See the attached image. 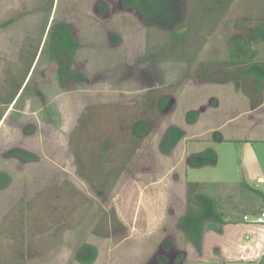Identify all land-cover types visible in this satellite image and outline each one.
<instances>
[{
	"label": "rangeland",
	"instance_id": "rangeland-1",
	"mask_svg": "<svg viewBox=\"0 0 264 264\" xmlns=\"http://www.w3.org/2000/svg\"><path fill=\"white\" fill-rule=\"evenodd\" d=\"M181 2L185 19L192 2ZM61 22L72 27L64 45H78L71 65L77 79L66 88L46 42ZM261 23L264 0H232L193 61L165 60L151 45L166 30L149 28L121 0H0V175L7 176L0 180L8 181L0 188V264H151L167 239L175 252L186 250L182 264H258L233 254L239 234L227 224L220 233L205 227L200 253L178 226L184 181L200 183L235 216L249 203L243 179L223 172L222 148L219 164L191 167L180 158L182 146L162 153L159 143L200 103V126L243 115L237 99L248 92L202 82L194 72L212 61L214 75H224L218 65L229 58L230 37ZM251 47L264 62V40ZM214 95L218 108L208 107ZM256 98L264 99V85ZM207 136L183 147L203 150ZM16 149L39 159L21 161L9 154ZM255 149L264 162V143ZM85 245L95 247L90 263L76 259L79 251L92 259Z\"/></svg>",
	"mask_w": 264,
	"mask_h": 264
},
{
	"label": "trees",
	"instance_id": "trees-1",
	"mask_svg": "<svg viewBox=\"0 0 264 264\" xmlns=\"http://www.w3.org/2000/svg\"><path fill=\"white\" fill-rule=\"evenodd\" d=\"M182 0H121L125 6L133 8L139 18L153 30H166V37L158 44L151 45L158 50L159 55L165 60L193 61L207 42L208 36L218 25L223 13L228 9L232 0H191L190 13L184 19L181 13ZM72 27L70 23L61 22L53 25L49 32L47 41L49 46V56L57 63V80L62 88L77 79L76 71L72 68V61L78 47L76 42L65 46L71 40ZM154 32V31H152ZM152 32L151 35L152 36ZM264 24H258L248 31L247 36L242 33L234 34L229 39V58L219 63L226 73L224 75H214L216 63L212 61H200L194 75L202 82L226 84L233 83L236 89L248 92L250 106L254 108L261 99L258 97L259 91L264 85V62L256 59V51L252 49L251 43L264 40ZM244 85V89L242 86ZM246 86V87H245ZM249 90V91H248ZM197 119V112L188 111L186 120L192 124ZM142 123H136L134 128H141ZM184 136L182 128L172 125L166 129L159 143L162 153L171 152L178 141ZM10 155L21 161H37L36 154L23 150H13ZM187 166L201 167L204 165L216 164V153L208 148L204 151L191 154L186 158ZM6 175H0L5 177ZM7 177V176H6ZM7 182H1L0 188L7 186ZM240 185L247 191L250 198L249 203L239 208L241 216L227 210L221 199L211 197L201 192V184L188 181L185 184V205L186 210L178 219V226L183 232L187 242L200 253L203 244V231L205 227L221 232L224 225L229 223H241L243 217L259 214L264 210V192L259 188L249 185L244 180ZM258 197L261 203L252 206L251 199ZM92 249V259L83 258L80 251L76 259L81 263H90L96 256L95 247L85 245ZM160 264H182L185 251H174V241L167 239L160 245V249L155 256ZM173 258V259H172ZM259 264H264V255Z\"/></svg>",
	"mask_w": 264,
	"mask_h": 264
},
{
	"label": "crops",
	"instance_id": "crops-1",
	"mask_svg": "<svg viewBox=\"0 0 264 264\" xmlns=\"http://www.w3.org/2000/svg\"><path fill=\"white\" fill-rule=\"evenodd\" d=\"M227 84L228 83L217 85L225 86ZM232 94H236V92L234 91ZM216 98V104L213 105L211 103V98L207 97L208 107H220L222 100H220L221 98L219 96H216ZM237 100L241 101L243 104L242 116L248 118L246 121H241L242 116L238 115L233 118L228 117L219 124H212L211 126L204 127L200 126V124L202 123V116L205 112H199V109L204 106L203 103H200L197 108L193 107L186 110V113L191 110L198 111L197 119L194 123L190 124L187 122L185 115L183 121L181 120L179 123L174 122L172 124L182 128L184 131V136L178 141L173 151L175 152L179 146H182L180 158L185 159L191 154L211 148L216 153L217 165L221 161L219 151L222 148L224 152L223 162H226L229 169H224L223 172L226 171L227 173L225 172V174L237 177L238 180L236 181L243 179L249 185L253 184V187L259 188L258 184L264 183V162L260 160L257 154L255 142L259 141L264 143V99L254 108L250 106V100L247 97L243 99L240 97ZM178 104L177 101V103H175V108ZM1 119L2 118H0V120ZM233 119H235V121L232 122L238 123L230 126L232 123L231 120ZM211 134L212 137L209 138ZM205 135H208L207 139H209V141L203 150L190 151L184 148L188 141L192 142L193 140L201 139ZM224 144L228 147H223L222 145ZM226 148L228 152H225ZM185 183L184 181V186ZM145 200L146 199H144V201ZM226 227L231 228L234 232L239 234L238 238L234 241L233 254L237 255L238 259L257 261L259 259L258 255L264 252V227L246 221L241 223H229ZM241 235L243 239H241ZM247 237H249V240L246 239Z\"/></svg>",
	"mask_w": 264,
	"mask_h": 264
},
{
	"label": "built area",
	"instance_id": "built-area-1",
	"mask_svg": "<svg viewBox=\"0 0 264 264\" xmlns=\"http://www.w3.org/2000/svg\"><path fill=\"white\" fill-rule=\"evenodd\" d=\"M244 220H245L246 222H248V223H253V224H255V225L263 226V227H264V210L261 211L259 214H257L253 219H249L248 216H245V217H244ZM246 239L249 240V237H247ZM263 255H264V252H262V253H260V254L258 255V258H259V259L257 260L258 264H259L260 259H261V257H262Z\"/></svg>",
	"mask_w": 264,
	"mask_h": 264
},
{
	"label": "flooded vegetation",
	"instance_id": "flooded-vegetation-1",
	"mask_svg": "<svg viewBox=\"0 0 264 264\" xmlns=\"http://www.w3.org/2000/svg\"><path fill=\"white\" fill-rule=\"evenodd\" d=\"M172 102H173V101H171V99H170V100H168L167 104H169V103L172 104ZM155 256H156V255H155ZM172 259H173V258H172ZM158 262H159V260H158L156 257H154V258H152V263H151V264H159ZM169 264H174V263H173V261H171Z\"/></svg>",
	"mask_w": 264,
	"mask_h": 264
},
{
	"label": "water",
	"instance_id": "water-1",
	"mask_svg": "<svg viewBox=\"0 0 264 264\" xmlns=\"http://www.w3.org/2000/svg\"><path fill=\"white\" fill-rule=\"evenodd\" d=\"M171 101H173V99L171 100ZM169 104H171V103H169ZM169 106V105H168ZM205 106H202L200 109H199V112H203L204 110H205Z\"/></svg>",
	"mask_w": 264,
	"mask_h": 264
}]
</instances>
